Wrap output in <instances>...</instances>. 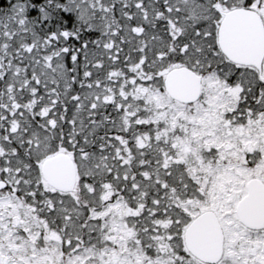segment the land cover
I'll list each match as a JSON object with an SVG mask.
<instances>
[{
	"label": "snow or ice",
	"instance_id": "1",
	"mask_svg": "<svg viewBox=\"0 0 264 264\" xmlns=\"http://www.w3.org/2000/svg\"><path fill=\"white\" fill-rule=\"evenodd\" d=\"M0 264H264V0H0Z\"/></svg>",
	"mask_w": 264,
	"mask_h": 264
}]
</instances>
